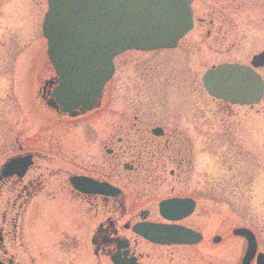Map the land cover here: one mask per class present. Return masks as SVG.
I'll list each match as a JSON object with an SVG mask.
<instances>
[{"label":"flooded vegetation","instance_id":"flooded-vegetation-1","mask_svg":"<svg viewBox=\"0 0 264 264\" xmlns=\"http://www.w3.org/2000/svg\"><path fill=\"white\" fill-rule=\"evenodd\" d=\"M190 5L192 28L176 45L181 60L116 66L127 51L159 49L126 50L89 111L71 116L52 107L58 76L41 81L49 111L82 119L66 133L70 140L65 133L24 137L15 123L2 130L9 139L0 147V174L11 158L30 159L21 175H0V264H242L245 257L244 264H264V225L256 224L263 215L207 214L213 189L195 182L193 146L209 137L207 96L225 108L264 103V0ZM228 64L244 67L246 85L258 83L259 102L207 95L204 73ZM99 105L100 119L88 121ZM159 189L164 194L153 199ZM174 198L186 200L162 213L159 202Z\"/></svg>","mask_w":264,"mask_h":264},{"label":"rangeland","instance_id":"rangeland-1","mask_svg":"<svg viewBox=\"0 0 264 264\" xmlns=\"http://www.w3.org/2000/svg\"><path fill=\"white\" fill-rule=\"evenodd\" d=\"M46 6L45 0H0V147L9 139L1 132L11 123L17 130L24 127V137L40 138L74 133L77 129L73 124L82 120L69 121L55 115L38 94L41 81L53 73L40 29ZM181 51L179 47L147 54L127 51L115 58V63L127 66L177 61L183 57ZM205 105L209 137H196L193 146L195 182L203 189H208L206 184L213 189L205 195L214 200L208 203L207 214L226 216L249 211L263 215L256 224L264 225V103L225 108L207 96ZM101 113L99 105L85 118L97 123ZM70 137L64 135L67 141ZM164 192L157 190L153 199ZM70 212L74 213L73 208Z\"/></svg>","mask_w":264,"mask_h":264},{"label":"water","instance_id":"water-1","mask_svg":"<svg viewBox=\"0 0 264 264\" xmlns=\"http://www.w3.org/2000/svg\"><path fill=\"white\" fill-rule=\"evenodd\" d=\"M46 2L41 33L46 39L48 62L58 76L57 87L52 92L54 100L50 99L48 104L71 116L78 111H89L99 103L102 88L114 72L113 58L117 54L128 49L174 48L192 28L191 0ZM248 81L244 67L239 64L220 65L217 69H208L203 76L208 95L233 104L259 102L261 88L254 80L246 85ZM29 159V156L11 158L2 164L0 175H10L15 170L21 175ZM96 190L110 193L105 185H98ZM184 200L160 201L161 212L166 205ZM234 232L247 235L249 231L236 229ZM158 236L149 238L156 240ZM249 253L251 247L246 255ZM248 259L245 257L242 264Z\"/></svg>","mask_w":264,"mask_h":264}]
</instances>
